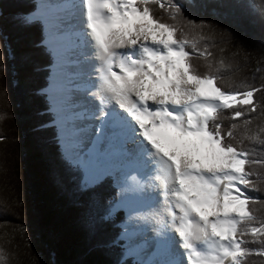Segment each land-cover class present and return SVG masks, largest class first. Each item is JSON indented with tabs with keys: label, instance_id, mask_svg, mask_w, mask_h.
<instances>
[{
	"label": "snow or ice",
	"instance_id": "obj_1",
	"mask_svg": "<svg viewBox=\"0 0 264 264\" xmlns=\"http://www.w3.org/2000/svg\"><path fill=\"white\" fill-rule=\"evenodd\" d=\"M152 3L42 0L18 20L41 26L54 59L56 123L80 190L95 194L114 181L119 202L104 219L127 210L112 243L123 241L125 259L136 256V264H245L250 243L264 257L257 198L240 187L255 190L246 165L264 167V160L230 142L238 124L225 134L218 123L223 111L233 119L257 111L255 93L264 88L226 89L211 70L198 72L187 32L197 22L174 0L172 19L183 15L184 23L164 22ZM250 124L244 119L246 131ZM262 134L264 127L245 138L264 145Z\"/></svg>",
	"mask_w": 264,
	"mask_h": 264
},
{
	"label": "trees",
	"instance_id": "obj_2",
	"mask_svg": "<svg viewBox=\"0 0 264 264\" xmlns=\"http://www.w3.org/2000/svg\"><path fill=\"white\" fill-rule=\"evenodd\" d=\"M174 2L197 22L187 32L197 45L191 63L198 72L211 70L226 89L264 88V0ZM171 3L155 0L150 7L164 22L184 23L183 15L172 19ZM36 5V0H0V264H134L125 259L122 242L112 243L122 231L124 212L104 219L117 198L114 181L108 178L95 194L82 192L59 128L49 125L55 115L43 90L54 59L45 52L41 26L18 23ZM255 101L257 111L236 119L223 111L218 123L225 134L238 124L230 142L250 159L264 160V145L245 138L264 127V91L255 93ZM244 119L251 120L250 131ZM246 170L255 173L250 177L255 190H242L257 198L252 207L264 220V167L251 164ZM245 239L251 241V234ZM245 246L253 253L245 264H264L258 243Z\"/></svg>",
	"mask_w": 264,
	"mask_h": 264
},
{
	"label": "rangeland",
	"instance_id": "obj_3",
	"mask_svg": "<svg viewBox=\"0 0 264 264\" xmlns=\"http://www.w3.org/2000/svg\"><path fill=\"white\" fill-rule=\"evenodd\" d=\"M36 3H37V5H36V8L31 12L32 14H35L36 12V10H37V7H38V5H39V3H41V0H36ZM35 12V13H34ZM42 44H43V41H42ZM54 67H55V63H53V65L51 66V71L53 72V70H54ZM51 75H52V73H51ZM51 77V76H50ZM49 79V78H48ZM50 80V79H49ZM46 94H47V96H48V99L50 100V102H51V110H52V112H53V114L55 115V119H54V121H52V122H50L49 123V125L50 124H56L57 125V123H56V105L54 104V102H53V96L54 95H51L50 93H48L47 91H46V88L43 90ZM58 92V91H57ZM50 94V95H49ZM93 104L95 103V102H92ZM58 127V126H57ZM59 130V129H58ZM59 138H60V136H59ZM60 142H61V145H62V148H63V151H64V154L67 156V154H66V148H65V145H64V143L62 142V140H61V138H60ZM72 162V161H71ZM241 188H242V186H240ZM117 190H118V188H117ZM119 191V190H118ZM118 193V192H117ZM118 200H119V197L117 196V198H116V200H115V202H114V204H113V207L118 203ZM112 207V208H113ZM119 210H122L123 212H124V218H125V220L123 221V223L121 224V229H122V225L125 223V221H126V219H127V210L125 209V208H121V209H119ZM123 230V229H122ZM146 236H151V233L150 232H148L147 233V235ZM145 235L144 236H141L142 238H145L146 237ZM121 247L123 248V250H124V252L126 251V249H125V246H124V242L122 241V244H121ZM149 251H151V249H149ZM142 255H144V253H142ZM147 255V254H146ZM127 258H130L131 260H132V263H134V264H136V261H137V257L136 256H128Z\"/></svg>",
	"mask_w": 264,
	"mask_h": 264
},
{
	"label": "bare ground",
	"instance_id": "obj_4",
	"mask_svg": "<svg viewBox=\"0 0 264 264\" xmlns=\"http://www.w3.org/2000/svg\"><path fill=\"white\" fill-rule=\"evenodd\" d=\"M41 2H42V0H41ZM60 78L58 77V75H57V69H56V66L54 67V70H53V72H52V75H51V77H50V84H49V86H48V88L46 89V91L48 92V93H50L51 95H54L55 97H56V99H57V101L61 98V95H60V93L59 92H57V90H56V88L53 86V84H54V80H59ZM49 94V95H50ZM77 96L78 97H80V98H83L82 96H81V94H77ZM92 106L93 107H95V106H97V102H95L94 104L92 103ZM118 107V106H117ZM121 112H122V110H120ZM129 147H132V145H129ZM119 190V189H118ZM118 202H119V200H118ZM118 204V203H117ZM147 235V233L145 234V236ZM150 236H146L145 238H142V237H140L139 239H148ZM147 253H144V255H146Z\"/></svg>",
	"mask_w": 264,
	"mask_h": 264
}]
</instances>
